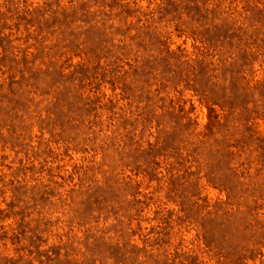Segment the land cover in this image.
Wrapping results in <instances>:
<instances>
[{
  "label": "rangeland",
  "instance_id": "374dc122",
  "mask_svg": "<svg viewBox=\"0 0 264 264\" xmlns=\"http://www.w3.org/2000/svg\"><path fill=\"white\" fill-rule=\"evenodd\" d=\"M0 264H264V0H0Z\"/></svg>",
  "mask_w": 264,
  "mask_h": 264
}]
</instances>
